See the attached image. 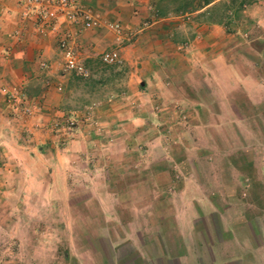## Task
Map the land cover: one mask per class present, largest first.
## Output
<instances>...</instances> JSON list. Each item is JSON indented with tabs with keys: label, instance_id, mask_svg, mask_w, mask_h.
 <instances>
[{
	"label": "crops",
	"instance_id": "obj_1",
	"mask_svg": "<svg viewBox=\"0 0 264 264\" xmlns=\"http://www.w3.org/2000/svg\"><path fill=\"white\" fill-rule=\"evenodd\" d=\"M244 1L239 9L244 21L252 22L262 28L264 33V0ZM19 2L20 0H0V144L7 164L16 162L18 172L25 177L19 183L24 184L27 178L33 179L35 184L42 187L56 188L55 201L70 204L71 214L78 212L82 205H98L101 202L102 211L99 210L100 213L95 217L102 219L105 227L102 230L93 228L88 230L87 234L106 238L109 248L113 250L117 246L113 236L118 235V244L121 241L119 246L121 248L124 245L126 251L113 260L110 257L111 264H118L119 261L122 264L128 259L133 261V264H264V244L253 242L249 227L238 228L233 224L229 227L219 226L218 230L214 228L213 237L204 235L197 224L198 219L213 213L215 208L212 206L210 210L203 212L199 208L196 209V203L204 202V197L211 198L210 200L214 197L212 199L211 195H206L207 198L202 194L201 181L191 179L189 173L184 175L182 180H169L176 190L169 194L165 192L164 198L167 200H161V205L165 208L161 212H158L156 206L160 204L158 179H150L148 182L136 178L124 182L125 186L129 184L130 189H116L115 170H121L122 165H113L110 161L95 163L89 160L94 152L89 147L93 134L88 129H97L96 133L102 136L104 132L99 128L100 124H94L96 122L88 117L84 118L82 114L64 109L63 106L71 77L70 73L62 70V56L58 50L57 40L63 34L69 36L74 52L81 62L91 57L99 59L102 51L118 46L121 60L129 65L130 75L134 78L131 79L130 89L139 90L135 97L126 95L115 101L118 103L112 109L114 113L108 117L112 119L113 115L114 120L118 122L127 117L131 123L141 125L143 115L135 108L137 102L174 100L173 93L177 96L180 89L178 83L188 76L191 77L190 75L198 80H203V76L205 79L213 76L216 80L221 71L225 70L226 73L229 70L230 74L227 75L232 78L234 70L229 62L233 58L232 50L228 56L224 53V45L236 38L237 32L230 30L238 23L232 17V12L235 11L234 1L75 0L77 4L92 11L100 19V25L86 29L58 18L55 31L37 30L32 18H20ZM223 11L224 14L231 13L232 16L224 17ZM106 22L119 23L122 33L119 44L112 32L104 26ZM176 62H185L186 65L179 68L174 64ZM234 76L237 78L238 75ZM249 83L251 84V79L244 80L241 87L236 83L230 90L242 89L250 101L255 84L253 87L252 83V88H249ZM259 83L256 81V84ZM2 89L22 93L32 103V114L25 116L5 105ZM180 98H183L181 94ZM150 110L152 117L154 111ZM126 112L129 113L128 116H125ZM66 114L74 115L78 125L70 133H54L50 124L54 120L60 122ZM111 119L112 123L106 126H114L115 123ZM100 136L94 134L93 137ZM108 136L110 137L109 134ZM115 136L123 142L128 138L139 137L134 132L128 134L120 131L114 138ZM161 137L164 139L165 134L157 131L149 136L150 139L146 143H152ZM9 140L15 147H9ZM53 142L59 146H52ZM12 149H17L33 164L24 165L15 160ZM155 165L157 164L143 168L148 167L151 170L157 168ZM183 165L185 164H177L181 168ZM3 166V169H7L5 163ZM166 166L169 168L164 171L170 174L174 169L173 165ZM192 166L195 167L194 164ZM11 169L10 167L9 170ZM138 169H141L140 166ZM81 170L90 173L100 170L102 178L90 181L95 175L93 173V176L88 177L90 185L84 186L96 188L94 194L89 193L80 199L72 200L74 194H70L69 187L74 182H81L78 175ZM38 175L41 178L36 177ZM69 176L71 179H68ZM140 186L150 187V194L136 199V195L133 196L130 190ZM188 187L196 191V194L184 198L186 196H183V193L186 194ZM122 193H125L123 199ZM183 198L191 204V209L180 214L177 199ZM132 201L140 204L148 202L155 207H131ZM109 202H112V209H102L104 204ZM163 202L169 203L168 208L163 206ZM122 211L126 216L123 220L120 218ZM180 215L183 217L182 223L179 220ZM88 246L93 258L97 260L100 250L90 242Z\"/></svg>",
	"mask_w": 264,
	"mask_h": 264
},
{
	"label": "rangeland",
	"instance_id": "obj_2",
	"mask_svg": "<svg viewBox=\"0 0 264 264\" xmlns=\"http://www.w3.org/2000/svg\"><path fill=\"white\" fill-rule=\"evenodd\" d=\"M232 1L235 8L233 16L231 13L224 14L225 10L223 15L232 16L238 21L234 28H230L237 32L236 38L224 45V53L228 56L232 50L233 58L229 62L233 66L234 78L227 75L230 74L229 70L226 73L225 70L221 71L216 80L213 76L209 79L203 76V80H198L190 75L191 77L188 76L178 83L180 89L177 96L173 93L174 100L137 102L135 108L143 115V122L136 125L128 121L127 117L123 122L114 120L113 115L112 119L108 117L114 113L112 109L118 103L115 101L126 95L135 97L139 91L137 88L130 89L131 79L134 78L130 75L129 65L122 60L105 65L97 57H91L82 62L87 71L85 77L71 74L63 106L64 109L82 114L84 118L88 117L96 122L94 124H100L99 128L104 132L102 136L96 133L97 129H88L93 134L89 147L94 152L89 160L95 163L110 161L113 165H122L121 170H115L116 189H130L129 184L125 186L124 182L136 178L148 182L150 179H158L160 204L156 206L158 212H161L165 209L161 205V200L166 199L165 192L169 194L176 190L169 180H182L189 173L191 179L201 181L202 194L211 195L212 199L214 197L213 200L204 197V202L196 203V209L203 212H207L212 206L215 208L213 213L198 219L197 224L205 236L213 237V231L218 230L219 226L229 227L233 224L238 228L249 227L253 242L264 244V84H261L264 83V33L262 28L244 21L239 9L245 1ZM165 64L167 66L168 63ZM174 64L179 68L186 65L185 62ZM234 74L238 75L237 78ZM246 78L251 79V84H247L249 88H252V83L253 87L255 84L250 101L242 89L230 90L236 83L241 87ZM256 81L260 83L256 84ZM150 109L154 111L152 117ZM128 115L126 112L125 116ZM73 117L76 127L78 121L74 115ZM110 119L115 123L114 126H106L112 123ZM111 130L115 132L112 133ZM119 131L128 134L134 132L139 137L128 138L123 142L118 135L114 138ZM157 131L165 134L164 139L161 137L152 143H146L149 136ZM94 134H98L100 138H94ZM8 145H13L10 140ZM54 145L59 146L53 142L52 146ZM2 148L0 144V264H111L110 257L113 260L126 251L124 245L120 248L118 235L113 236L117 243L114 248H117V252L114 253L106 238L87 234L93 228L102 230L105 227L104 221L95 217L102 211L101 202L98 205H82L78 212L71 214L70 204L55 201L56 188L42 187L35 184L33 179L27 178L21 185L19 181L24 176L18 172V164L13 161L7 164ZM12 150L14 152H10L15 160L24 165L33 164L17 149ZM3 163L7 169H3ZM150 164H157V168H143ZM171 164L174 169L169 174L164 170L169 168L166 165ZM177 164H185L184 169ZM134 166H140L141 169ZM93 173L95 175L90 181L102 178L100 170L91 173L81 170L78 173L81 182H74L69 187L70 194H74L72 200L89 193L94 194L96 188L89 187L92 191L90 192L85 187L86 184L90 185L88 177L93 176ZM36 177L41 178L39 175ZM149 189L150 187L140 186L131 189L130 193L136 195L137 199L145 194L148 196ZM185 192L184 198L196 194L189 187ZM125 193H122V199ZM184 198L177 199L180 214L191 209V204ZM208 201L211 203L208 204ZM168 204L163 202L164 207L168 208ZM130 206H143L144 209L155 207L148 202L140 204L135 201ZM111 207L112 202H109L102 209L108 211ZM123 211L120 213L122 220L126 217L122 214ZM179 220L183 222L181 215ZM223 237L222 234L221 238ZM88 242L100 250L97 260L89 251ZM122 264H133V261L128 259Z\"/></svg>",
	"mask_w": 264,
	"mask_h": 264
},
{
	"label": "built area",
	"instance_id": "obj_3",
	"mask_svg": "<svg viewBox=\"0 0 264 264\" xmlns=\"http://www.w3.org/2000/svg\"><path fill=\"white\" fill-rule=\"evenodd\" d=\"M19 6L20 18H32L34 21L33 25L37 30L49 29L55 31L58 18L86 29L95 28L100 25V19L89 8L77 4L75 0H20ZM104 26L112 32L119 44L122 38L119 23L106 22ZM57 43L58 50L62 56V70L76 76L85 77L87 71L83 63L77 58L69 36L67 34L61 35ZM99 59L105 65L120 62L121 57L118 46L102 51ZM1 94H4L3 103L5 105L16 109L18 113L25 116L32 114V103L22 93L2 89ZM75 121L73 116L64 115L60 122L54 120L50 125L52 130H61L66 134L72 131Z\"/></svg>",
	"mask_w": 264,
	"mask_h": 264
}]
</instances>
